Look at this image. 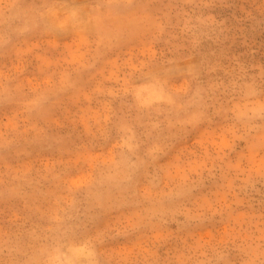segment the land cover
I'll use <instances>...</instances> for the list:
<instances>
[{"label":"rangeland","instance_id":"1","mask_svg":"<svg viewBox=\"0 0 264 264\" xmlns=\"http://www.w3.org/2000/svg\"><path fill=\"white\" fill-rule=\"evenodd\" d=\"M0 264H264V0H0Z\"/></svg>","mask_w":264,"mask_h":264}]
</instances>
